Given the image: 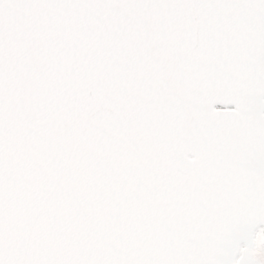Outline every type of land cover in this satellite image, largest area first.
<instances>
[{"label": "snow or ice", "instance_id": "snow-or-ice-1", "mask_svg": "<svg viewBox=\"0 0 264 264\" xmlns=\"http://www.w3.org/2000/svg\"><path fill=\"white\" fill-rule=\"evenodd\" d=\"M0 264H264V0H0Z\"/></svg>", "mask_w": 264, "mask_h": 264}]
</instances>
